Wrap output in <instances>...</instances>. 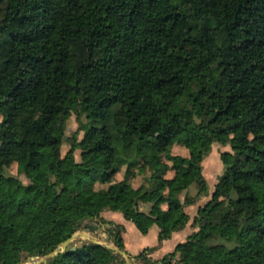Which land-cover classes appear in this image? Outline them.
<instances>
[{"label": "trees", "instance_id": "16d2710c", "mask_svg": "<svg viewBox=\"0 0 264 264\" xmlns=\"http://www.w3.org/2000/svg\"><path fill=\"white\" fill-rule=\"evenodd\" d=\"M72 115L82 137L62 155ZM213 144L229 150L208 193ZM202 196L185 241L129 258L264 264V0H0V264L47 256L87 220L124 251L104 212L161 243ZM41 264L126 262L82 241Z\"/></svg>", "mask_w": 264, "mask_h": 264}, {"label": "rangeland", "instance_id": "374dc122", "mask_svg": "<svg viewBox=\"0 0 264 264\" xmlns=\"http://www.w3.org/2000/svg\"><path fill=\"white\" fill-rule=\"evenodd\" d=\"M65 136H66V142L62 146V155H64L70 148L71 142L73 139L76 137L77 140H80L82 137V132L78 131V122L76 119L75 115H72L69 117L66 121L65 124ZM229 150L228 146H221L219 144H213L211 152L208 154V156L204 159L202 166H203V175L205 177V182L207 184V188L212 190V186L214 182L216 183V177L222 173L223 170V165L220 160V154L223 151ZM75 159L79 160L80 159V151L76 150L75 151ZM12 173H16L15 166L12 167L11 169ZM121 177V174H113L112 178L113 180H117ZM23 179V178H22ZM25 181V179H23ZM96 186H99L98 184ZM202 187V184L200 185H192L190 187V192L192 194H195L197 192V189H200ZM209 193V190H208ZM202 197H210V196H202ZM187 211L191 217L190 222H192L193 214H196V208L187 207ZM121 216L120 213H117ZM105 219H110L111 216L108 213H103L102 214ZM115 219V218H114ZM85 225H88L87 227ZM127 225H132L130 222H127ZM139 238H137L132 231L127 227L126 229V236L128 237L126 249L128 252L131 254H136L138 253V247L143 244V246H149L152 244L151 242L154 241L155 238H153V234H150L149 236H143L142 234H138ZM143 237V238H142ZM148 237V238H147ZM82 241H93L94 243H99L103 246L112 248V249H117L121 252L122 250L118 249L114 243L112 242V239L109 237L107 231L105 230L104 226L100 224L99 221H90L87 220L84 222V226L81 227L79 230H77L73 236L70 238L69 244H80ZM173 240H170L169 242H166V244L163 245V248L168 250L167 248L172 244ZM177 243L183 242L180 240L176 241ZM162 243V242H161ZM159 242H154L153 244L156 246V249L158 248L159 245H161ZM116 252V251H115ZM124 253V252H123ZM121 254V253H120ZM122 256L125 259L126 264H146L143 261H138V260H131L130 258H127L125 254ZM245 256V255H244ZM46 257V256H45ZM45 257H38V258H31L28 261L22 263V264H41L45 261ZM236 258L233 260H230V264H242L240 259ZM220 264V263H218ZM226 264V263H225Z\"/></svg>", "mask_w": 264, "mask_h": 264}, {"label": "crops", "instance_id": "0c3cea01", "mask_svg": "<svg viewBox=\"0 0 264 264\" xmlns=\"http://www.w3.org/2000/svg\"><path fill=\"white\" fill-rule=\"evenodd\" d=\"M220 175V174H219ZM218 175V176H219ZM204 176V175H203ZM218 176L216 177V179L218 178ZM205 178V177H204ZM216 182H217V180H216ZM214 185H215V182H214V184H213V186H212V189H214ZM209 190V193H211L212 192V190H210V189H208ZM208 198L209 197H201L198 201H197V203L195 204V205H192V206H188V207H191V208H194V206H195V208H196V211H197V208L200 206V205H202V204H204L207 200H208ZM185 210L187 211V207L185 208ZM105 213H108L110 216H111V218L110 219H107V220H111V221H113V222H115V223H118V224H121V225H123L124 226V228H125V231H124V233H123V243H124V248H125V250L123 251L124 253H123V255L125 254V256L127 257V258H129V256H135V255H137V254H139L144 248H146V247H156L153 243L156 241V242H158V239L157 238H155L156 236H157V234H158V228L156 227V226H153V227H151V229L149 230V232L147 233V234H145V235H143V236H149L150 234H153L152 236H153V238H155L154 239V241H152L151 243L152 244H150L149 246H143V244L141 245V246H139L138 247V253H136V254H131L130 252H128L127 251V249H126V245H127V241H128V237L126 236V229H127V227L132 231V233L137 237V238H139V235L138 234H141L136 228H135V226L134 227H132V225H127V222H129V221H127V220H125L123 217H122V215L120 216L119 214H117V213H115V212H105ZM187 213H188V211H187ZM189 214V213H188ZM195 215V213L193 214V216ZM104 217V216H103ZM115 218V219H114ZM131 223V222H130ZM132 224V223H131ZM197 230V228H194V227H192V225H191V222H189L183 229H181V230H179V231H176V232H173L172 233V235H171V237L169 238V239H167V240H164V241H162V243H161V245H159L158 246V248L156 249H154L153 250V252L152 253H150L148 256L151 258V259H153V260H156V259H159V258H161L164 254H166V253H169V252H171L173 249H174V247L176 246V244H177V240H180V241H185L186 240V238L190 235V234H192L193 232H195ZM143 238V237H142ZM148 238V237H147ZM170 240H173V242H172V244L167 248L168 250H166L165 251V249L163 248V245L164 244H166V242H169Z\"/></svg>", "mask_w": 264, "mask_h": 264}, {"label": "water", "instance_id": "95a60500", "mask_svg": "<svg viewBox=\"0 0 264 264\" xmlns=\"http://www.w3.org/2000/svg\"><path fill=\"white\" fill-rule=\"evenodd\" d=\"M69 242H70V239L66 240L64 243H62L61 245H59L58 248H57L55 251L51 252L50 254H48V255L45 257V260H46L47 258L51 257V256L56 255V254L59 253V252L64 251V249L69 245ZM91 242H93V241H91ZM93 243H94V242H93ZM105 247H106V246H105ZM108 248H109V247H108ZM111 249H112V248H111ZM113 250H114V249H113ZM114 251L123 254V252H121V251H119V250H117V249H115Z\"/></svg>", "mask_w": 264, "mask_h": 264}]
</instances>
